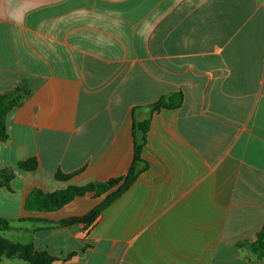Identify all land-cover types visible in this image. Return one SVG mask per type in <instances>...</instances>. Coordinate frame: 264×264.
Masks as SVG:
<instances>
[{"label": "crops", "instance_id": "crops-1", "mask_svg": "<svg viewBox=\"0 0 264 264\" xmlns=\"http://www.w3.org/2000/svg\"><path fill=\"white\" fill-rule=\"evenodd\" d=\"M17 89L0 218L39 222L2 240L50 264H264L241 246L264 226V0H0V95ZM178 92L179 108L151 112ZM147 119L144 168L90 226L49 223L103 197L25 209L36 190L124 178ZM29 160L35 171L18 168Z\"/></svg>", "mask_w": 264, "mask_h": 264}, {"label": "trees", "instance_id": "trees-1", "mask_svg": "<svg viewBox=\"0 0 264 264\" xmlns=\"http://www.w3.org/2000/svg\"><path fill=\"white\" fill-rule=\"evenodd\" d=\"M25 92L22 89H17L11 93L0 95V142H8L9 136L6 130L5 118L10 110L20 105L22 97ZM183 101L181 92L173 93L161 97L153 106L150 107L151 112L159 111L161 109H176L179 108ZM148 119L143 122L133 124V134L135 141V156L133 163L124 178L112 179L104 183H93L84 187H68L65 190L58 191L52 194H46L39 190L32 192L25 202V209L32 212H52L60 209L75 197H82L84 195H93L95 198H102L100 204L92 209L88 214L81 218H70L56 223H49V227H68L74 224H83L90 226L102 213V211L118 199L135 181L140 171L144 168L145 162L141 160V150L145 144L147 132ZM38 164L35 160H29L18 164V168L23 171H35ZM72 175H63L57 173L55 179L57 181L65 182L69 180ZM11 176L0 175V186H7L10 182ZM28 222L39 221L34 219L17 220L16 222L8 221L0 218V228L4 231L19 230L13 224H24ZM35 231V230H34ZM249 249V251L258 259H264V226L256 236L255 243L242 244ZM6 253L11 256L14 253L31 264H50L52 257L47 253H36L30 246L11 245L0 238V253Z\"/></svg>", "mask_w": 264, "mask_h": 264}]
</instances>
